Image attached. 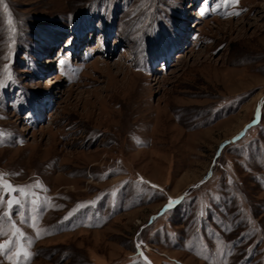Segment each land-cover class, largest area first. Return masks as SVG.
<instances>
[{"label":"rangeland","instance_id":"374dc122","mask_svg":"<svg viewBox=\"0 0 264 264\" xmlns=\"http://www.w3.org/2000/svg\"><path fill=\"white\" fill-rule=\"evenodd\" d=\"M0 84V264H264V0H0Z\"/></svg>","mask_w":264,"mask_h":264},{"label":"snow or ice","instance_id":"6c2138e0","mask_svg":"<svg viewBox=\"0 0 264 264\" xmlns=\"http://www.w3.org/2000/svg\"><path fill=\"white\" fill-rule=\"evenodd\" d=\"M235 2H238V0H224V3L225 4H231V3H235ZM4 11L7 13L8 12V9L7 7H5ZM225 14H228V13H224L222 12L221 15H225ZM233 15H238L239 13L238 12H233L231 13ZM9 25H10V31H15V28L13 26V22L11 20V17H10V14H9V21H8ZM11 77H9L10 79ZM3 85L0 84V87H2ZM260 112H259V108L257 110V116H259ZM255 120L253 122V124H250V125H247L245 127V131L254 126L255 124ZM244 135V133H240L239 136H237L236 138L234 139H239L240 137H242ZM5 174L4 173H0V178H2ZM37 186H39L37 184ZM3 187L5 189H7V193L6 195H9L11 196L12 194L14 193H19V196L20 197H23L25 199H27V193L25 192V189L23 187H13L10 183H4ZM153 188H156L157 186L156 185H152ZM183 199V197L179 198V199H176L174 200L173 198H169V202L167 205H165V208L163 209V211H168L169 209L173 208L176 204H178L180 202V200ZM3 197H0V205L3 204ZM30 203L32 205H35L36 204V201L35 200H31ZM21 204V199L20 198H9L7 200V208H8V211H5L3 212V215H0V235H3V226H4V221H5V218H9L10 219V216H11V211L13 210L14 206L16 205H20ZM82 207H85V205H80L78 206L76 209L72 210L68 216L64 217L65 220L69 219L75 212L79 211L80 208ZM15 235L16 236H19V237H22L23 238V233L20 231L19 228H17L15 225H12L11 226ZM39 238V237H37ZM12 244V241L9 240V241H6L5 243H0V252H4L5 250L9 249V246ZM31 246V241L28 240L27 241V247H30ZM33 254L30 252V251H27L26 248H24L23 250H21L20 248H18L17 251H14V252H11V254L9 255V259L12 260L13 264H27V261L31 258Z\"/></svg>","mask_w":264,"mask_h":264}]
</instances>
